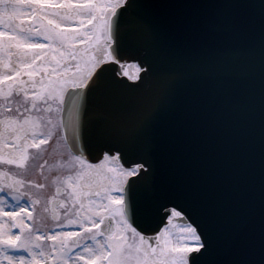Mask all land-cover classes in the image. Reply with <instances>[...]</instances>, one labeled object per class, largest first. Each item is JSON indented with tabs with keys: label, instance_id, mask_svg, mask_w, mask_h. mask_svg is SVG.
<instances>
[{
	"label": "snow or ice",
	"instance_id": "obj_1",
	"mask_svg": "<svg viewBox=\"0 0 264 264\" xmlns=\"http://www.w3.org/2000/svg\"><path fill=\"white\" fill-rule=\"evenodd\" d=\"M57 126L121 148L73 155L51 232L0 182V264H264V0H0V165Z\"/></svg>",
	"mask_w": 264,
	"mask_h": 264
},
{
	"label": "flooded vegetation",
	"instance_id": "obj_2",
	"mask_svg": "<svg viewBox=\"0 0 264 264\" xmlns=\"http://www.w3.org/2000/svg\"><path fill=\"white\" fill-rule=\"evenodd\" d=\"M16 98V97H15ZM20 98V97H17ZM41 109L44 107V105H40ZM35 116H47L49 114L44 113L43 111L39 113H33ZM61 136V133H60ZM58 148H55L53 146V137L46 145H41L39 148H31L28 151V160L26 161L28 165L30 166L29 171H19L16 173L15 171H10L8 166H6L4 169H0V174H4L3 176H0V180L3 182L10 183L13 179H22L25 181V184L27 185L29 182L33 183L37 180H43L45 179V182H52L54 177H59V172L57 169V166L59 163L58 159L60 156H65L67 158L66 154L60 148V151H57ZM70 154V153H69ZM71 155V154H70ZM73 157V155H71ZM43 166V167H41ZM74 173V171H72ZM65 177L72 175L71 173H66ZM60 178V177H59ZM62 179V177H61ZM50 188V186H44L34 188V190H37L39 193H41L42 196L46 197L47 200H51L52 203L49 204V207L51 208L52 204L57 203L58 201H62L60 199L61 195H64L66 193V188L59 187L60 188V194L57 195L56 189ZM33 188L27 189L28 191H32ZM25 202H27V197H25ZM38 204L35 205V207L32 209L34 211L33 215L37 212Z\"/></svg>",
	"mask_w": 264,
	"mask_h": 264
},
{
	"label": "rangeland",
	"instance_id": "obj_3",
	"mask_svg": "<svg viewBox=\"0 0 264 264\" xmlns=\"http://www.w3.org/2000/svg\"><path fill=\"white\" fill-rule=\"evenodd\" d=\"M94 51V50H93ZM133 65L135 64H130L127 65L128 67L126 68V71H128L129 73H135V67H133ZM24 79L26 80L27 77H24ZM14 100H20L22 101V97L20 98H15L13 97ZM13 107H15V104L13 105ZM53 146L55 148H58L57 151H60V148H62V150L64 151V153L66 154L67 158H65V156H60L58 159V172H59V181L57 183H53V182H45L43 180H37L34 182V184L36 185H44V186H50V188H55V187H65L63 180L66 178L65 175H67L66 173H71L72 175H74V173H72V171H74V169H72L69 166V162L72 160L71 155L69 154V151L67 150V148L65 147L61 136H60V128L57 126L54 129V134H53ZM30 149V148H29ZM6 166H8L10 171H15L16 173H18L19 171H29L30 170V166L28 165V163H25V167L23 169H18L16 168L14 165H0V169H4ZM62 177V179H61ZM0 182H3L2 180H0ZM31 193H33V198L34 199H39V203H38V207H37V212L35 215H33L35 217V219L33 221H30V223H32L34 228H38L40 230L41 233L43 232H51V230L55 227V221L52 220V214L53 212L57 213L58 215H60L61 217H63L64 215V210L60 209V208H54V210H52L49 207V203L46 197L42 196L41 193H39L37 190H34V188L32 189ZM61 200H65L66 196L61 195L60 196ZM34 212V211H33Z\"/></svg>",
	"mask_w": 264,
	"mask_h": 264
},
{
	"label": "water",
	"instance_id": "obj_4",
	"mask_svg": "<svg viewBox=\"0 0 264 264\" xmlns=\"http://www.w3.org/2000/svg\"><path fill=\"white\" fill-rule=\"evenodd\" d=\"M140 62H141L140 54L135 52L129 53L123 56L121 59V63L124 64H129V63L139 64ZM105 67H109V65H105ZM112 67H116L117 70L119 71V65H112ZM140 75L143 76L144 73L141 71ZM123 79L125 83H131L130 81L127 80V77H123ZM62 134L68 150L74 155L75 154L85 155L90 163L99 162V159H102L103 157L104 151H107L109 148L112 149V153H111L112 155H116L117 150L121 148L119 143H114V142H109L102 145H93L92 142L86 136L83 138L81 146H76L75 143L76 133L74 128L71 126H69L67 130L62 129ZM101 149H103V151H101ZM97 156L99 157V159H96ZM133 159H137V158L133 157L131 154L126 152L123 153L121 156V162L126 166L129 165ZM161 204L162 205L166 204L170 207L175 205L178 209H184L190 212V209H186L185 206L182 204V202L178 199L162 200ZM54 206L58 207V204L57 203L52 204L51 205L52 209L54 208ZM154 227L155 224H152L151 226L146 225V226L138 227L137 230L141 231V234L143 235H154L155 233L152 231V228Z\"/></svg>",
	"mask_w": 264,
	"mask_h": 264
}]
</instances>
